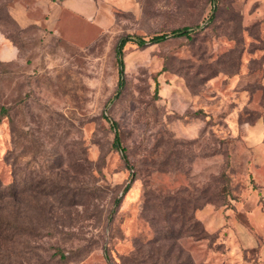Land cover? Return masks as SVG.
<instances>
[{
  "label": "rangeland",
  "instance_id": "1",
  "mask_svg": "<svg viewBox=\"0 0 264 264\" xmlns=\"http://www.w3.org/2000/svg\"><path fill=\"white\" fill-rule=\"evenodd\" d=\"M2 106L0 264H230L196 213L252 186L264 0H0Z\"/></svg>",
  "mask_w": 264,
  "mask_h": 264
},
{
  "label": "crops",
  "instance_id": "2",
  "mask_svg": "<svg viewBox=\"0 0 264 264\" xmlns=\"http://www.w3.org/2000/svg\"><path fill=\"white\" fill-rule=\"evenodd\" d=\"M70 1V0H69ZM237 129L254 132L250 140L253 160L250 165L251 178L256 188L246 189L238 201L219 208L205 207L198 211L209 233L218 236L224 244L225 259L230 264H264V139L263 124L238 125ZM255 248V261H248L243 253Z\"/></svg>",
  "mask_w": 264,
  "mask_h": 264
},
{
  "label": "trees",
  "instance_id": "3",
  "mask_svg": "<svg viewBox=\"0 0 264 264\" xmlns=\"http://www.w3.org/2000/svg\"><path fill=\"white\" fill-rule=\"evenodd\" d=\"M214 4L215 1L217 0H211ZM192 31H194V29L189 28V27H181V28H174L168 32H161V33H156L152 36L149 37V42L150 43H156V42H160L165 40L168 37H180V36H186L189 37V35L192 33ZM128 41H133L131 40L130 37H122L120 38V40L118 41L116 48H115V53H116V57H117V64H118V84H117V90L114 94L113 97H116L119 93L120 87L123 85V60H122V52H123V47L125 45L126 42ZM138 45H143L145 42L142 38L140 37H136V40L133 41ZM5 114V110L4 107H0V120L2 119V116ZM112 128H114V136H113V141H112V147L115 148L116 150H119L122 157L125 159L126 155L124 154V149L120 144V137H119V132L117 130H115V124L113 122H111L110 125ZM128 186L125 187V189H127ZM251 188H256V186L254 185V182L252 181V186ZM124 189V190H125ZM1 194V192H0ZM119 200L116 199L114 204L118 205ZM207 203V202H206ZM175 208H180L179 205H175ZM201 208V205H196L193 209H194V215L192 216L193 218H195V210ZM184 210L181 209L180 213H182ZM196 219V218H195ZM196 223L198 224V226L200 225L199 221H196ZM200 229L199 230H203L204 232V227L200 225ZM180 229L183 228V225L181 224ZM1 235L2 232H0V240H1ZM252 250H254V252H256L255 248H252Z\"/></svg>",
  "mask_w": 264,
  "mask_h": 264
}]
</instances>
